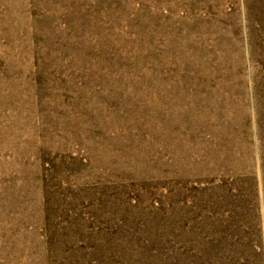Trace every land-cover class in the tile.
I'll use <instances>...</instances> for the list:
<instances>
[{
	"label": "rangeland",
	"instance_id": "rangeland-1",
	"mask_svg": "<svg viewBox=\"0 0 264 264\" xmlns=\"http://www.w3.org/2000/svg\"><path fill=\"white\" fill-rule=\"evenodd\" d=\"M0 264H264V0H0Z\"/></svg>",
	"mask_w": 264,
	"mask_h": 264
}]
</instances>
